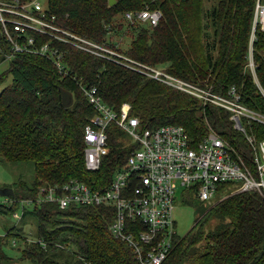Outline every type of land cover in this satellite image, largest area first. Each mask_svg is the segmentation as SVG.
I'll return each instance as SVG.
<instances>
[{"label": "trees", "instance_id": "1", "mask_svg": "<svg viewBox=\"0 0 264 264\" xmlns=\"http://www.w3.org/2000/svg\"><path fill=\"white\" fill-rule=\"evenodd\" d=\"M258 4L264 5V0H116L113 7L109 0H48L47 8L61 25L80 36L219 95L235 88L246 107L264 114V31L255 25ZM143 11L161 12L159 24L125 17ZM33 35L38 48L50 44L63 54L62 63L70 74L61 75L52 60L34 54H16L9 69L0 74V87L12 78L0 90V162L33 163L36 173L31 185L18 181L7 186L15 196L0 202V214L21 212L19 201L35 198L43 186H62L71 180L95 188L105 180L108 186L115 171L125 165L132 150L123 140L128 136L112 128L103 167L96 173L87 171L84 132L97 112L84 89L95 88L102 101L117 111L129 103L144 128L184 127L194 147L214 132L249 165L253 162V149L235 130L228 111L204 107L196 97L118 61ZM125 36L131 39L127 48L121 46ZM0 49V61L5 62L11 46L1 27ZM63 89L74 98L68 109L62 104ZM246 128L258 142L264 140L263 125L252 122ZM233 188L231 183L220 185L214 205L200 201L195 187L185 189L183 203L194 210L195 226L186 236H177L164 264H264V202L254 193L233 195ZM28 214L36 218L38 241L26 245L22 259L33 264H138L131 248L111 231L114 208L61 210L44 204L25 209L22 218ZM21 232L15 227L0 237V264L11 262L5 251L7 240L21 238Z\"/></svg>", "mask_w": 264, "mask_h": 264}, {"label": "built area", "instance_id": "2", "mask_svg": "<svg viewBox=\"0 0 264 264\" xmlns=\"http://www.w3.org/2000/svg\"><path fill=\"white\" fill-rule=\"evenodd\" d=\"M47 2L43 5L41 0H0L1 33L11 46V52L5 54L7 60L16 54L39 55L52 60L61 75L69 76L59 50L52 49L50 44L36 46L37 38L33 34H39L94 56L118 61L149 79L196 97L204 107L213 105L231 113L235 130L245 136L254 157L249 165L243 155L214 132L194 147L182 126L144 128L132 115L129 103H124L117 111L102 101L95 88L84 89L97 112L84 132L87 171L96 173L103 167L110 153L109 132L112 128L129 137L127 145L132 150L127 161L115 171L108 186H104L105 180L99 182L98 188L71 180L62 186L40 187L35 198L19 201L21 217L25 209L44 204H55L61 210L74 206L111 207L116 210L111 231L131 248L137 263L164 264L177 242L175 210L179 186L195 187L198 199L209 205L217 203L218 187L226 183L233 185V195L254 193L264 202V140L258 142L246 128V124L252 122L264 126V114L246 107L235 88L226 96L219 95L210 87L194 85L164 69L137 63L103 44L78 35L49 13ZM125 17L157 26L162 14L143 11ZM256 22L264 25V5L257 6ZM251 68L254 72V63Z\"/></svg>", "mask_w": 264, "mask_h": 264}, {"label": "rangeland", "instance_id": "3", "mask_svg": "<svg viewBox=\"0 0 264 264\" xmlns=\"http://www.w3.org/2000/svg\"><path fill=\"white\" fill-rule=\"evenodd\" d=\"M41 3L44 5L46 0H41ZM255 25H260L264 31L263 22H256ZM130 42V37L125 36L121 40V46L127 48ZM251 63H253V59H251L250 67ZM9 66V60H6L5 62L0 61V74L6 72L9 69ZM11 82L12 78L10 77L8 81L0 87V90L10 85ZM123 140H125V144L128 143L127 141H130L129 137H123ZM35 178V165L33 163L12 164L0 162V189L6 188L18 181H25L28 185H31L35 181ZM185 189L187 188L179 186L176 193L177 206L175 210V219L177 221V232L181 237L186 236L195 226L194 210L183 203V193L185 192ZM5 201H7L6 197L0 195V202L4 203ZM36 222V218L33 214H28L25 218L21 217V213H16L15 215L0 214V237H5L7 232L15 227L22 231L21 238L10 237L7 240L5 251L12 259L9 264H33L28 260L22 259V252L26 249L28 243L30 244L38 241Z\"/></svg>", "mask_w": 264, "mask_h": 264}, {"label": "water", "instance_id": "4", "mask_svg": "<svg viewBox=\"0 0 264 264\" xmlns=\"http://www.w3.org/2000/svg\"><path fill=\"white\" fill-rule=\"evenodd\" d=\"M115 4H116V0H109L110 7H113ZM61 93H62L63 107L65 109L72 107L74 104L73 95L69 91L64 90V89L61 91ZM0 195L5 196L6 198H9V197H14L15 193L12 188L6 187L3 189H0Z\"/></svg>", "mask_w": 264, "mask_h": 264}]
</instances>
